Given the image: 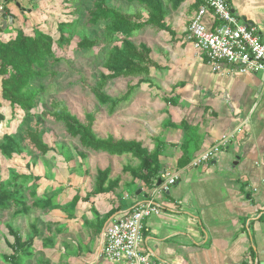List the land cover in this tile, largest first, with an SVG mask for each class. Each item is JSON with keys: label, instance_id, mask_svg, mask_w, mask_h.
Returning <instances> with one entry per match:
<instances>
[{"label": "crops", "instance_id": "crops-1", "mask_svg": "<svg viewBox=\"0 0 264 264\" xmlns=\"http://www.w3.org/2000/svg\"><path fill=\"white\" fill-rule=\"evenodd\" d=\"M43 2L0 0V28L4 25L5 11L14 19L13 24L9 23L0 31V39L14 38L20 30L31 34L36 28L42 29L45 10L40 3ZM203 3L204 0H186L177 9L169 7L167 23L177 33L176 40L156 32L169 45L162 50L158 49L161 46L158 41L153 44L157 46L158 53L169 55L168 62H160L154 47H151L154 59L165 67L157 72L165 71L168 76L176 73L170 90L173 93L165 106L158 104L161 106L159 111L152 110L154 105L144 111L147 115L141 119L136 117L138 112H133L137 123L135 134L130 137L121 134L120 137L142 142L149 151L158 153L160 171L151 183L148 185L135 179L132 174L124 180L119 174L112 177L111 169L109 181L120 180L118 186L109 192L96 194L98 177L93 184L84 177L89 172L85 161L90 158V153L100 152H89L84 157L80 148L79 158L73 154L76 160L68 161L70 165L65 166L66 170L61 166L58 181L63 182L64 176L70 177L73 187L68 190L63 187L57 192L60 186H53L55 194L64 203L79 197L75 213L78 215L80 210L86 213L80 219H69L72 224L60 229L63 230L60 233H76L78 229L87 231L88 242L84 244V239L80 238L64 245L65 253L57 260L59 264H132L113 262L100 256L102 235L111 220L130 214L146 201H153L163 208L161 214L145 218L141 230L143 240L139 249L150 255L153 264H264L263 73L229 72L226 66L222 72L215 73L186 41L190 20ZM228 3L242 20L246 18L245 22L256 28L264 42V0H228ZM207 21L211 22L210 19ZM177 49L181 51H176L171 58L170 53ZM184 66L192 72L196 87L193 90L187 87L189 97L179 104L180 87L184 88L185 84L182 78ZM157 72L149 78L151 82ZM147 102L152 105L154 101ZM163 135L164 139H160ZM226 135H232L231 142L215 159L192 166L198 156ZM112 136L119 139L114 133ZM126 155L130 163L124 168L140 166L138 158L132 154L122 156ZM53 164L56 166L57 162ZM163 172L180 174L179 181L167 192L160 189ZM48 181L41 177V188L51 187ZM89 186L93 188L89 189ZM75 221L79 222L77 228ZM103 221V228L98 232L97 227ZM40 247L37 246L36 250Z\"/></svg>", "mask_w": 264, "mask_h": 264}, {"label": "trees", "instance_id": "trees-1", "mask_svg": "<svg viewBox=\"0 0 264 264\" xmlns=\"http://www.w3.org/2000/svg\"><path fill=\"white\" fill-rule=\"evenodd\" d=\"M85 1V2H84ZM137 7L136 12H125L117 7L110 6L107 0H94L93 6L88 10L85 24L91 31L101 27L104 38H91L89 33L83 36L77 45V51L81 54L93 52L95 48H101V63L105 72L96 87L92 91L97 101L104 107L109 106L110 114H115L117 108L125 100H129L134 92L144 83L153 84L149 77L157 71L165 69L153 57V48L146 42L136 44L132 39L142 30L153 29L158 33H164L175 39L177 33L167 23L169 7L179 8L186 0H125ZM70 9L71 19L58 23V42H72V33L79 24L82 5L87 0H63ZM198 1L197 6H199ZM143 11L147 12L145 17ZM43 19L42 25L47 22ZM44 27V25L42 26ZM176 40V39H175ZM55 38L51 31L37 29L29 34L20 30L14 38L8 40L0 39V94L4 102L16 113H22L18 122L22 130L20 135L7 132L2 136L0 143V158L13 160L25 155L45 156L51 147L45 141L44 122L35 117L33 111L39 106L41 89L37 81L45 78V72L50 65L56 66L60 60L56 58L54 43ZM56 78L58 73L51 74ZM120 79H137L130 81L127 92L122 98L113 99L104 92L110 82ZM3 103L0 102V130L2 123L6 121ZM100 113H88L85 120H81L66 105L57 100L52 101V110H48L46 120L63 126L66 134L78 140L82 147V156L89 152H106L112 156L132 154L140 160V166L124 168L130 172L135 179L150 184L152 178L160 171L158 153L151 152L145 148L142 142L136 140L117 139L114 136L100 138L96 134V125ZM33 120L32 124L24 127L25 121ZM0 165V220L5 213L15 209L16 215L29 213L31 209L43 212H52L63 209L66 213L74 214L80 201L79 197L73 201L61 202L54 187L41 188L39 182L41 177L32 174H2ZM95 193H106L114 190L120 180L109 181L111 169L99 170ZM109 182V183H108ZM108 183V184H107ZM98 232L103 228L104 221L99 223ZM10 233L15 238L12 246L14 254H0V259L5 264H30L29 257L36 251L37 242L42 237L41 230L35 229V237L26 247L20 246L19 233L12 225L7 224ZM35 228V227H34ZM63 232V230H59ZM54 247L43 243V246ZM40 262H43L40 259ZM49 264V261H46Z\"/></svg>", "mask_w": 264, "mask_h": 264}, {"label": "rangeland", "instance_id": "rangeland-1", "mask_svg": "<svg viewBox=\"0 0 264 264\" xmlns=\"http://www.w3.org/2000/svg\"><path fill=\"white\" fill-rule=\"evenodd\" d=\"M93 1L94 0H87V2L82 5L79 24L77 29L72 33L71 43L65 42L64 40H61V42L57 41L59 40L57 26L58 23L71 19L70 9H68L69 7L67 3H64L63 0H44V4L40 3L43 5L42 9L45 10L43 18L48 19L42 29L45 31H51L53 33L55 38L54 50L56 58L60 60L56 66L49 64L45 70L48 76L37 81V85L41 89L40 102L39 106L33 111L35 117L40 118V120L45 124L44 136L51 149L49 153L43 157L31 155L27 159L25 155H22L16 157L13 160H6L5 158L1 157L0 165L3 168L2 174L6 175L10 173V170L15 174H24L27 172L29 174H33L34 176H40L50 180L48 183H51V187L60 186V189L58 187L57 192H60L63 187L65 190L71 188L72 179L70 177L68 178L64 176L65 180L60 182L58 181V176L61 175V166H63L66 170L65 166H67V164L70 165L68 161L73 159L76 160V157L73 156V154H76L77 158H79L78 148L82 150V147L78 140L73 139L66 134L62 125L46 120L47 111L52 110L53 100H57L61 102L62 105L68 106L72 113L77 115L81 120H85L86 115L90 112L95 114L100 113L103 115V117L101 116L99 118V121L96 125V134L98 137L106 138L114 133V135L119 137V139L121 134L128 137L135 134L134 132L136 131L137 123L134 122V113L138 112L139 115L136 117L141 119L143 115H147L146 112H144L145 110L148 111L149 109H152L154 105H156L152 110L159 111V107L165 106L167 103H169L170 96L173 93L170 91L171 86L174 84L173 77L176 73L174 75L170 73L171 75L168 76L167 72L165 71L156 73L155 77L152 78L153 84H144L142 86L143 88L137 89L129 100H125V102H123L124 107L123 104L118 107L119 109L115 115L110 114L109 106L104 107L97 101L91 88L97 86L101 78V74L106 71L100 61L102 60L101 48L97 47L93 52L83 54L77 51L79 40L88 34L89 31L91 32L89 33L91 38H104L101 27H96L92 32L91 29H89L85 24V19L88 15L87 12L93 6ZM107 3L110 6L117 7L118 9L125 12L137 11V7L135 5H131L125 0H107ZM143 13L146 17L147 12L143 11ZM36 30L37 28L34 31ZM34 31H32L31 34L34 33ZM156 32L157 31L153 29L147 28L134 36L132 40L136 44L146 42L153 47V44L158 41L157 43L162 46V48L160 46L158 49L164 50L169 44H167L162 39L161 35ZM154 49L156 58L160 62L167 63L169 55L166 56L165 53H162V55L160 52L158 53V51H156L157 46L154 47ZM176 51L180 52L181 50H172L170 53L171 58L175 56L174 53ZM183 72L182 78L184 79L185 84L184 88L180 87L181 91L177 98L179 104L184 98L189 97V94L187 93V87L191 88V90L196 87L192 72L189 71L186 66L183 67ZM54 73H58L56 78L51 75ZM130 81L137 82V79H120L110 82L109 85L104 89V92L112 96L113 99L122 98L127 92V87ZM150 93H152V95H150ZM148 100L154 101L152 105L147 102ZM0 102L5 105L7 116L6 121L2 123V128L0 130L1 143L2 136L7 132L17 133V135H20L22 124L19 125L18 122L21 120L23 114L13 111L7 102H4L1 94ZM156 102L158 103L156 104ZM143 103L145 106H143ZM159 103L161 106L158 105ZM32 121V119L25 121L23 129L24 127L31 125ZM143 124L144 123L142 122V125ZM160 139H164V135L161 136ZM63 151L64 153H62ZM93 154L94 153H90V158L85 161V164H87L89 167V172L84 174V177L89 180L90 183L92 182L91 184L96 181L99 169L102 168L112 169V177H115V175L119 174L121 175V180H124V177L128 178L131 175L130 172L124 171V166L130 163V158L128 155L112 156L106 152ZM65 159H68L66 163ZM54 162H57L56 166L53 164ZM74 185V187L77 188V184H75V182ZM93 187H95V185ZM93 187L89 186V189H92ZM84 213H86L84 210H80L78 215L74 211V214L71 215L70 213L63 211V209H56L52 212H43L40 210L31 209L27 214L22 213L16 215L15 209H12L9 211V213H5L4 217L0 220V254H7L9 256L14 254L12 246L15 244V238L10 233L7 226V224H10L13 226V228H15L17 233H19L21 247H26L29 242H32L36 233L35 229L41 230L42 237H40V241L36 243L37 246L41 247L34 251L29 257L28 262L30 264H46V261L48 260L50 261L49 264H59L57 260L61 258V254L65 253L64 245L72 244L74 241L77 242L78 239L80 240V238L84 239V244L88 242L87 231H81L78 229L76 230V233L64 232V234H61L59 232L60 229L64 230L70 227V224L72 223L68 222L69 219H75L76 217L80 219ZM75 225L76 228L77 225L79 227V222L75 221ZM53 242L54 244L56 243L55 247H47V245H42L43 243L51 245ZM40 259L43 262H40ZM0 264H5L3 259H0Z\"/></svg>", "mask_w": 264, "mask_h": 264}, {"label": "built area", "instance_id": "built-area-1", "mask_svg": "<svg viewBox=\"0 0 264 264\" xmlns=\"http://www.w3.org/2000/svg\"><path fill=\"white\" fill-rule=\"evenodd\" d=\"M209 19L210 23L207 21ZM186 32V41L192 44L213 72H222L226 66L229 72L264 73V42L256 28L243 21L232 10L228 0H204L194 12ZM231 139L232 135L223 136L219 142L198 156L192 166L206 164L215 159L229 145ZM262 162L264 163V153ZM179 179V172H163L160 175L161 191H169ZM162 211L159 204L146 201L130 214L111 220L102 237L100 256L113 262L153 264L150 255L139 249L143 240L141 230L145 218L152 214H161Z\"/></svg>", "mask_w": 264, "mask_h": 264}, {"label": "water", "instance_id": "water-1", "mask_svg": "<svg viewBox=\"0 0 264 264\" xmlns=\"http://www.w3.org/2000/svg\"><path fill=\"white\" fill-rule=\"evenodd\" d=\"M5 2H8V0H5ZM5 10H7V9H5ZM233 11L235 12V10H233ZM3 17H4V25H3L2 28H0V31L3 30V29H5V28H7V26H8L9 23L10 24H13L14 23L13 16H10L8 14V12L5 11ZM243 20L244 21H247L246 18H243ZM249 25L252 26L251 23H249ZM262 82H263V84H262V87H263L264 86V73H263V77H262ZM104 232H105V230H104ZM104 232H103V235H104ZM103 235H102V237H103Z\"/></svg>", "mask_w": 264, "mask_h": 264}]
</instances>
